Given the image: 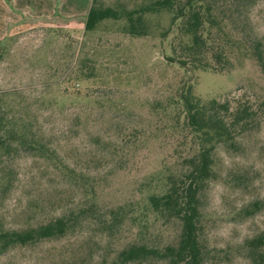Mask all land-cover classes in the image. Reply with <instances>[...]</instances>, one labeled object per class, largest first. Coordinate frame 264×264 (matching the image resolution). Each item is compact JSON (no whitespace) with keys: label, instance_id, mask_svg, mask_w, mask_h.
<instances>
[{"label":"rangeland","instance_id":"rangeland-1","mask_svg":"<svg viewBox=\"0 0 264 264\" xmlns=\"http://www.w3.org/2000/svg\"><path fill=\"white\" fill-rule=\"evenodd\" d=\"M55 1L54 14L35 17L20 13L8 0L22 18L0 40L1 101L11 106V116L34 124L45 148L0 161L2 230L36 228L92 202L112 207L140 200V183L162 170L167 151L155 134L157 104L177 92L202 101L247 96L254 103L253 124L216 151L205 233L212 251L209 264H250L244 243L264 233L260 69L244 60L230 73H187L167 61L170 50L162 33L170 27V14L148 15L150 34L144 38L129 35L125 19L107 20L87 33L88 12L65 16L60 12L65 0ZM96 1L101 8L122 12L152 0ZM248 15L264 41V0H257ZM136 130L141 139L130 137ZM255 203L261 206L257 209ZM132 233L127 227L111 234L86 223L62 238L0 248V264H101Z\"/></svg>","mask_w":264,"mask_h":264},{"label":"trees","instance_id":"trees-1","mask_svg":"<svg viewBox=\"0 0 264 264\" xmlns=\"http://www.w3.org/2000/svg\"><path fill=\"white\" fill-rule=\"evenodd\" d=\"M256 1L152 0L121 12L101 8L93 0L84 25L87 33H93L102 22L125 19L128 34L144 38L150 34L147 16L168 13L171 23L162 39L168 44L171 66L187 73H230L241 61L251 60L264 75V41L254 33L248 15ZM8 108L0 96V161L23 150H43L34 124L11 116ZM258 108L264 113V100ZM153 112L158 117L154 133L163 139L167 151L162 170L140 183V200L112 207L92 202L78 212L24 231L8 232L0 227V248L5 251L62 238L80 225L95 223L111 234L127 227L134 233L101 264H209L212 251L206 242L205 200L215 177L216 151L249 130L254 103L247 96L202 101L177 92ZM132 136L138 140L143 134L136 130ZM253 212L248 210L250 215ZM165 233H169L166 239ZM244 251L250 264H264V233L247 240Z\"/></svg>","mask_w":264,"mask_h":264},{"label":"crops","instance_id":"crops-1","mask_svg":"<svg viewBox=\"0 0 264 264\" xmlns=\"http://www.w3.org/2000/svg\"><path fill=\"white\" fill-rule=\"evenodd\" d=\"M15 5L19 9L20 13L27 14L29 16H43L52 15L56 12L55 0H14ZM65 0L61 2V14L65 16H74L80 13L89 12L92 4V0H71L70 4ZM22 18L21 15L15 13L9 6L8 0H0V40L5 38L9 33V27L11 24L18 22Z\"/></svg>","mask_w":264,"mask_h":264}]
</instances>
